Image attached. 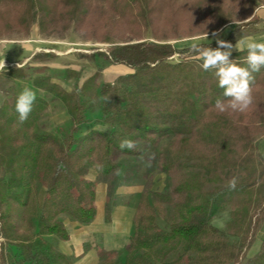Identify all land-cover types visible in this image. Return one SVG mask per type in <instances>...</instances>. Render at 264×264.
<instances>
[{
  "label": "trees",
  "instance_id": "16d2710c",
  "mask_svg": "<svg viewBox=\"0 0 264 264\" xmlns=\"http://www.w3.org/2000/svg\"><path fill=\"white\" fill-rule=\"evenodd\" d=\"M8 1L0 6V25L58 27L64 23L61 26L89 28L93 35L101 31L106 38L121 40L108 51L107 60L133 72L101 85L91 77L72 92L49 76L35 77L33 84L62 101L73 119L71 129L59 134L39 121L48 106L42 98L36 97L23 123L15 109L19 94L4 100L0 169L4 166L9 177H0V206L7 200L9 205L0 209L4 239L0 264H73L46 237L68 239L62 216L91 223L96 216L97 182L115 177L121 155H142L164 138L171 140L167 152L147 159L157 162L167 175V188L153 192V202L150 192L141 193L126 258L119 259L117 251H102L98 264H239L264 218V157L256 151L264 120V68L253 73L251 106L245 112L220 113L214 105L217 98H223V90L214 72L201 68L191 46L176 48L168 42L169 36L160 28L192 27L190 19L196 17L213 19L212 30H217L232 20L228 11L236 4L244 10L242 19L249 18L255 0ZM146 27H151L154 39L144 36ZM238 29L224 40L235 42ZM200 44L217 47L216 43ZM175 54L180 55L178 61L171 60ZM246 56L244 49L232 52L230 59L247 67ZM6 75L25 77L21 67ZM88 90L92 99L85 98ZM93 106L100 108L98 122L107 124L109 130L80 134V125ZM124 139L134 141L136 147L121 149ZM92 168L96 178L89 177ZM233 177L238 183L235 190H229ZM39 183L45 187L42 202L37 200ZM166 205L172 208L173 218L163 228L157 217L165 214ZM227 208L228 229L222 230L213 219ZM32 217L37 220L35 232ZM9 244L14 251L7 250ZM251 262L264 263V243Z\"/></svg>",
  "mask_w": 264,
  "mask_h": 264
},
{
  "label": "rangeland",
  "instance_id": "374dc122",
  "mask_svg": "<svg viewBox=\"0 0 264 264\" xmlns=\"http://www.w3.org/2000/svg\"><path fill=\"white\" fill-rule=\"evenodd\" d=\"M8 3V0H0V6L2 7H5ZM227 3L231 6L229 1H227ZM258 6H264V0H255V8ZM231 11L232 12L228 11V13H232V20L217 30H212L215 25V21L213 19H199L194 17L193 19H190V23L193 24L192 27H161L160 31L167 33V36H169V38H167L168 42H171L176 48H185L190 47L194 41H198L199 43H216L215 38L211 35L214 31H220V38L226 39L237 26H239V29L236 38L242 35L251 34L252 32L258 30V27H264V23L260 22L259 19L257 20L252 17L253 14L249 18L242 19L244 10L240 8L239 4H236ZM186 20L188 22L187 18ZM258 21L259 26L256 24ZM10 25H0V40L4 41V44L7 45L8 55L12 58V61L10 59L9 62H6L7 65L1 70V81L3 82L4 88L3 90H0V93L2 92V96L9 100H12L13 95L21 93V91H16L14 81L17 77L11 78L6 75V73H13L15 69L19 68L16 62L20 64L23 62L21 55L17 53V48L14 47V45H18V41L29 40L38 36L41 41L43 40V47L46 49L38 52L30 62L21 68L22 72L25 74V77L22 78L23 80L25 79V81L29 82L38 76H49L51 77L52 82L60 84L66 91L71 92L75 91L77 87L83 85L86 78L88 80L91 77H96L97 80V76L101 75L104 70L105 62L108 63L106 57L108 51L113 48L116 43L121 41L114 36L106 38L107 35L105 36V34L101 33V31L98 32L97 35H93L91 29L88 28L86 30H79L73 24L68 27L61 26L64 25V23L60 24L58 27H40L38 23H33L30 27H25L24 25H14L13 22L10 23ZM224 27H226V30H224ZM188 31H190V33ZM174 32H178V35H173ZM207 33L208 38L206 39L205 36ZM160 34H162V32H160ZM144 36L148 39L155 38L151 27L144 28ZM57 51L62 53L59 57L55 54ZM179 59V54H175L171 57L172 61H178ZM45 64L51 66L58 65V67L66 69L65 75L67 80L65 81L62 79L64 82H57L58 73H55L52 70L53 68H48ZM108 76V78H110V76L111 78H115V75L112 74H109ZM96 83L98 84L97 81ZM94 89L95 88H93V90ZM85 98L92 99L90 91L88 92V96ZM3 102L4 100L1 101L0 104L2 105ZM46 103L48 104L47 101ZM90 103H93L92 100H90ZM48 108L49 106H47V108H45L40 114L39 121L47 130L55 133L54 131L58 129L49 128L45 123L49 121V115L46 113L50 110ZM45 114L48 118H46L47 120H43ZM106 125L107 124L102 123V127H106ZM261 126L263 130L256 138V151L264 157V120L261 121ZM170 141L171 140L169 138L161 139L155 148L152 150L150 148L146 149L142 155H121L117 159L120 163V167L116 171L115 177L105 182L108 185L106 213L107 210L110 209V201L116 194V189L129 193L133 202L140 197L143 191L147 190L150 192V201L153 202L155 199L153 192L164 191L167 188V175L159 168V164L157 162L154 163L148 161L147 157L151 156L157 159L160 154H165L169 148ZM3 167L0 169V177L2 176L5 180H7L9 173H6L5 168ZM94 171V168L90 169L89 177L93 178L92 176H94ZM42 186V184H38V201L40 199V194H42V191L40 192L39 188ZM262 192H264V187H262ZM7 202H9V200L5 201L3 206H0V209H7L9 205ZM10 203L13 204L11 201ZM172 218L173 210L169 205H166L165 214H159L157 221L161 227L167 228ZM61 219H64V217L62 216ZM229 219L230 210L227 208L213 219V224L222 230H227V222ZM36 226L37 220L32 217L31 229L33 232L36 231ZM231 239L237 240V238L233 236ZM254 239V246L246 251L239 264H252L251 260L262 248V244L264 243V218L258 225ZM3 240L4 239L1 238L0 234V241ZM7 250L11 252L14 251V245L9 244L7 246ZM116 251L118 252L119 259L126 258L127 252L125 251V247ZM11 264H14V261Z\"/></svg>",
  "mask_w": 264,
  "mask_h": 264
},
{
  "label": "crops",
  "instance_id": "0c3cea01",
  "mask_svg": "<svg viewBox=\"0 0 264 264\" xmlns=\"http://www.w3.org/2000/svg\"><path fill=\"white\" fill-rule=\"evenodd\" d=\"M252 17L257 20L259 19L260 22L264 23V6L256 7ZM259 21L256 23L258 26ZM258 28V30L249 35H242L236 38L233 44L235 45L236 42L239 41L241 42L240 47L246 49V45L243 43L244 41L255 40L256 42H264V27ZM224 30H226V27H224ZM14 47L17 48V53H19L23 59L21 64L16 62L18 67L21 68L30 62L38 52L46 50L43 47V40L41 41L38 36L33 37V39L18 41V45H14ZM234 51L236 50H233V52ZM55 54L59 57L62 53L57 51ZM10 59L12 61L11 56L8 55L7 45L4 44V41L0 40V73L2 68L7 65L6 62H9ZM107 62L108 63L105 62L102 74L97 76L96 81L98 82V85L105 82H113L119 75L133 72V69L126 65L112 64L109 61ZM46 66H48V68H53L52 70L55 73H58L57 82H62V79L65 81L67 80L65 75L66 69H62L61 67H58V65ZM109 74L115 75V78H111V76L108 78ZM14 83L17 92H20L27 87L35 92L36 97L42 98L48 102V109L50 110L46 113L49 115V119L45 114L43 120L47 118L49 121L45 122L46 125L49 128L58 129L54 131L56 134H59L61 131H66V129V132H68L71 129L74 122L62 101L46 90L34 86L33 80L28 82L25 81V79L16 78ZM0 94L1 103L6 97L2 96V92ZM99 117L100 108L98 106H93V108L88 110L85 121L80 125V134L86 133L91 129L109 130L108 125L102 127V123L98 122ZM96 174V171H94V176L92 177L96 178ZM39 190L40 192L42 191L39 199V201L42 202L45 195V187L42 186ZM107 197V183L103 181L97 182L95 200L96 216L94 220L89 224H80L76 221H71L67 216H63L64 219L62 220L65 223L69 235L68 239H60L56 236L46 237L58 251L71 257L73 264H98L101 251H116L126 247L128 244L133 232V217L140 197L133 202L129 193L116 189V194L110 201V209L107 210L106 213ZM35 229L37 230L38 227L36 226ZM254 241L251 247L254 246Z\"/></svg>",
  "mask_w": 264,
  "mask_h": 264
},
{
  "label": "clouds",
  "instance_id": "9594fccd",
  "mask_svg": "<svg viewBox=\"0 0 264 264\" xmlns=\"http://www.w3.org/2000/svg\"><path fill=\"white\" fill-rule=\"evenodd\" d=\"M215 38L217 47H205L198 41L191 44V51L196 54V59L200 60L201 68L204 71H213L218 81V87L223 90L222 97L215 101V108L224 113L228 110L233 112H245L253 102L252 83L255 77L253 73L264 68V42L247 40V56L245 63L247 67H242L235 60L230 59L233 50L243 51L239 41L233 43L220 38V31L211 33ZM205 38H208V33ZM36 94L31 89L25 87L16 99L15 109L18 113L19 122L27 120L32 111ZM121 149H134L136 143L130 139L120 142ZM238 180L236 177L228 181L229 190H235Z\"/></svg>",
  "mask_w": 264,
  "mask_h": 264
},
{
  "label": "built area",
  "instance_id": "2783aa9c",
  "mask_svg": "<svg viewBox=\"0 0 264 264\" xmlns=\"http://www.w3.org/2000/svg\"><path fill=\"white\" fill-rule=\"evenodd\" d=\"M1 68V67H0Z\"/></svg>",
  "mask_w": 264,
  "mask_h": 264
}]
</instances>
